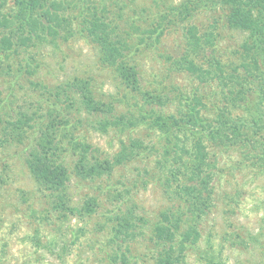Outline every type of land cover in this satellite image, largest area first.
I'll use <instances>...</instances> for the list:
<instances>
[{"label": "rangeland", "instance_id": "374dc122", "mask_svg": "<svg viewBox=\"0 0 264 264\" xmlns=\"http://www.w3.org/2000/svg\"><path fill=\"white\" fill-rule=\"evenodd\" d=\"M75 1L74 23L84 5L96 6L104 8L102 14L109 10L112 24L132 36L142 94L168 93L170 101L158 108L176 115L178 106L188 116L196 108L212 126L209 134L213 129L232 138L225 143H219V136L201 139L214 165L215 205L203 224L198 248L188 251L185 264H208L201 254L222 264H264V57L256 67L243 51L250 33L229 25L230 9L220 0H85L84 5ZM15 10L13 0H7L4 12ZM195 47L199 50L194 52ZM179 61L191 71L198 68L200 78L179 71L175 65ZM2 64L1 120L26 100H36L33 83L56 86L87 79L95 97L116 105L121 113L145 102L103 63L99 46L80 34L34 46L20 57L4 58ZM39 102L46 112L48 100ZM74 138L108 156L120 155L122 143L140 146L138 156L116 166L109 180L72 175L68 195L74 213L59 211L54 199L38 187L26 163L27 145L0 146V264H110L113 223L106 214L121 209L143 216L149 238L152 225L169 207L154 175L164 144L159 130L141 127L125 134L65 130L67 145ZM67 159L72 171V157ZM88 198L97 199L95 213L84 210ZM132 252L138 264H154L148 243L137 241Z\"/></svg>", "mask_w": 264, "mask_h": 264}, {"label": "trees", "instance_id": "16d2710c", "mask_svg": "<svg viewBox=\"0 0 264 264\" xmlns=\"http://www.w3.org/2000/svg\"><path fill=\"white\" fill-rule=\"evenodd\" d=\"M80 1L85 4V0ZM13 2L16 10L10 13L4 12L7 0H0V75L4 58L20 57L34 46L80 34L99 46L103 63L112 68L127 90L141 94L145 102L140 108L121 113L116 105L96 98L87 79L75 78L56 86L33 83L31 92L36 100H26L7 118L0 119V146L27 145L26 163L38 187L54 199L59 211L74 213L75 210L69 208L68 195L72 175L87 181L109 180L116 166L138 156L137 147L140 145L134 141L130 145L122 143L120 155L108 156L78 138L69 139L67 145L63 139L65 130L91 129L100 134L113 131L125 134L141 127L159 130L164 144L158 152L160 159L156 160L154 175L158 177L169 207L152 225L149 238L143 228L148 221L143 216L121 209L106 214L108 221L113 223L109 233V262L138 264L132 245L140 241L151 246L154 264H185L188 251L198 248L203 237V224L215 205L211 186L214 165L209 161L201 139L219 136V143H225L232 139L231 136L225 132L217 134L213 129L210 131L213 135L209 134L212 126L205 123L196 108L190 110V116L182 115L178 106L176 115L166 114L158 107H166L170 101L168 93L159 96L142 94L143 79L134 62L132 36L119 25L112 24L107 18L109 10L102 14L104 8L84 5L74 23L71 18L78 1ZM220 2L230 9L229 25L250 33V41L244 44L243 51L254 60L256 67L259 66L264 57V0ZM190 37L192 40L193 35ZM193 49L194 52L199 50L197 47ZM175 65L179 71L200 78V70L195 66L191 71L185 62L179 61ZM1 96L0 90V100ZM40 99L48 100L49 108L44 113ZM234 101L237 105L239 100L234 98ZM186 139L187 143H184ZM66 156L72 157V171ZM96 208L97 199L88 198L85 212L95 213ZM200 256L208 264H222L215 257Z\"/></svg>", "mask_w": 264, "mask_h": 264}]
</instances>
